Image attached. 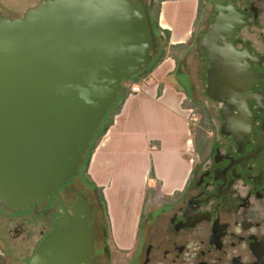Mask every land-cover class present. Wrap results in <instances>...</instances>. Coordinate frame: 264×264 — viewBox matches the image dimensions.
Here are the masks:
<instances>
[{
    "label": "flooded vegetation",
    "instance_id": "flooded-vegetation-1",
    "mask_svg": "<svg viewBox=\"0 0 264 264\" xmlns=\"http://www.w3.org/2000/svg\"><path fill=\"white\" fill-rule=\"evenodd\" d=\"M44 1L0 0V22ZM205 10L192 35V103L211 121L209 150L184 194L154 203L134 246L117 248L125 264H264V0H207ZM83 163L43 205L14 209L0 198V264L30 263L61 215L60 196L70 211L80 196L91 206ZM94 244L97 264L107 248Z\"/></svg>",
    "mask_w": 264,
    "mask_h": 264
},
{
    "label": "water",
    "instance_id": "water-1",
    "mask_svg": "<svg viewBox=\"0 0 264 264\" xmlns=\"http://www.w3.org/2000/svg\"><path fill=\"white\" fill-rule=\"evenodd\" d=\"M157 47L144 0H48L0 22V198L8 206L43 205L75 175L124 80ZM58 204L29 264H93L90 204L83 196L71 211L62 196Z\"/></svg>",
    "mask_w": 264,
    "mask_h": 264
},
{
    "label": "crops",
    "instance_id": "crops-1",
    "mask_svg": "<svg viewBox=\"0 0 264 264\" xmlns=\"http://www.w3.org/2000/svg\"><path fill=\"white\" fill-rule=\"evenodd\" d=\"M198 6L199 0L162 2L159 24L171 31L170 45L188 44L184 52L192 50ZM167 52L153 78L140 82L144 89L128 95L88 166V176L106 199L110 236L118 249L138 240L150 190L172 198L183 195L192 179V126L185 106L189 87L181 76L190 84L192 77L185 62L176 72L169 47Z\"/></svg>",
    "mask_w": 264,
    "mask_h": 264
},
{
    "label": "trees",
    "instance_id": "trees-1",
    "mask_svg": "<svg viewBox=\"0 0 264 264\" xmlns=\"http://www.w3.org/2000/svg\"><path fill=\"white\" fill-rule=\"evenodd\" d=\"M154 1V2H153ZM164 0H152L151 3L148 4V8H149V14H150V20L152 23V28L153 31L157 37V39H163V49L161 50V53H154L152 56V59L150 61V63L148 65H146L143 70L138 73L137 75H135L131 80L132 82L138 83L140 84V80L136 77H138V75L140 74H144L149 75L154 69L155 67L165 58V56L167 55V47H169L170 51L171 50H177L180 49V51H183V49L185 47H188V44H176V45H170L169 44V40H170V35H171V31L168 29H163L160 24H159V18H160V11H161V6H162V2ZM206 1L207 0H199V6H198V14H197V19H196V24L198 21V18L200 17V15L202 14V11L204 10L205 6H206ZM159 42V41H158ZM158 48V47H157ZM170 54L172 55V57L176 60L177 62V70L176 72H178L180 70V56L178 55V53H174V51L170 52ZM127 81V80H124ZM133 83V84H135ZM132 92L131 87L127 88L124 84L122 85L121 91L118 95V98L116 100V102L114 103V105L112 106V108L108 111L107 115L105 116V118L103 119V122L101 124V126L99 127L94 140L91 143V146L87 152V154L85 155L84 158V163H83V169L86 173V175L88 176V166L91 160V156L94 152V150L96 149L97 145L99 144L100 140L102 139V137L105 135V133L108 131L109 127L114 123L115 120V116L121 111L125 100L127 99L128 95ZM195 104H193L192 102L187 101L185 103L186 107H190L192 108ZM200 113L202 114L201 119H200V124L199 127L197 129V133L195 136V147L197 152L203 155H206L207 151L209 150V145H210V140H209V135L207 130L210 129L211 127V121L208 118V116L206 115V111L201 107L200 109ZM89 179V183L90 185L93 187L94 191H95V195H96V200L98 199L100 202V206L103 207L104 209V213L108 219V212H107V203H106V199L104 197L103 191L100 187H98L94 182L91 181L90 177L88 176ZM182 194L181 193H177L174 197L179 198L181 197ZM173 198V197H172ZM143 218V216H142ZM109 222V219H108ZM143 224V223H142ZM141 224V226H142Z\"/></svg>",
    "mask_w": 264,
    "mask_h": 264
},
{
    "label": "rangeland",
    "instance_id": "rangeland-1",
    "mask_svg": "<svg viewBox=\"0 0 264 264\" xmlns=\"http://www.w3.org/2000/svg\"><path fill=\"white\" fill-rule=\"evenodd\" d=\"M145 3L149 4L152 2V0H144ZM154 2V1H153ZM206 7V6H205ZM205 16H206V10L204 8V10L202 11V14L200 15V17L198 18L197 21V27L196 28H202L204 27V23H205ZM198 25H200L198 27ZM198 30V29H197ZM201 31V30H200ZM199 32V30H198ZM158 47L160 48L159 52L161 53V50L163 49V39H159L158 40ZM174 51V53H178L179 56H181L180 58V67L183 66V62H185V68H186V72L189 73V76L192 77V65H194V61H193V57H192V50H188V51H180V49H175V50H171L170 52ZM187 53V54H186ZM187 55V56H186ZM149 77H152V72L149 75H144V74H140L138 75V78L140 80V82H144L148 79H150ZM153 78V77H152ZM182 81L184 83L185 86L189 87L187 88L189 93H188V100L186 99V102H192V87L190 84V82L188 81V78L185 75L181 76ZM123 84L127 87H131V85L133 84L132 81H124ZM161 88V87H160ZM196 108H201L200 106L194 105L192 107V141H193V145H192V165L197 163V158H198V152L196 150L195 147V136L197 133V129L199 127L200 124V116L198 114V111L196 110ZM203 108V107H202ZM187 109L189 110L190 107H187ZM190 112V111H189ZM200 112V110H199ZM197 118V119H193ZM208 135L210 132V129L207 130ZM81 172V171H80ZM84 175H86L85 171L83 170ZM88 178V177H87ZM81 188L84 189V191L86 192V194L89 196L90 202H91V206H92V210L94 213V238L96 240V245L98 248H101L103 246H105L107 248V252L106 253H102L100 252L98 254V262L97 264H125V261L127 259L126 253L123 251L118 250L115 247V244L113 243L111 236H110V221L108 222V219L105 215V213L103 212L104 208L100 206V202L97 199L96 200V195H95V191H93L94 189L92 188H88L86 186V183L83 182V185L80 186ZM163 196L161 195H155L154 191H149L148 192V197L146 199V207H145V215L143 217V221L144 224L147 221V213L150 212L152 210V206L154 205V203L158 204L160 201L163 200ZM161 203V202H160ZM147 217V218H146ZM145 219V220H144ZM152 222V220H151Z\"/></svg>",
    "mask_w": 264,
    "mask_h": 264
},
{
    "label": "built area",
    "instance_id": "built-area-1",
    "mask_svg": "<svg viewBox=\"0 0 264 264\" xmlns=\"http://www.w3.org/2000/svg\"><path fill=\"white\" fill-rule=\"evenodd\" d=\"M131 89H132V92H140L144 88H143V85L138 84V83H135V84H132L131 85ZM189 111H190V113H189V119H190V122L192 123V108H190ZM193 119H197V118H194L193 117Z\"/></svg>",
    "mask_w": 264,
    "mask_h": 264
}]
</instances>
